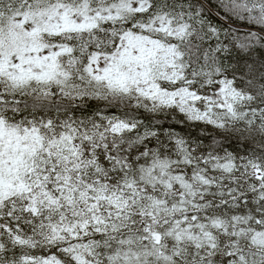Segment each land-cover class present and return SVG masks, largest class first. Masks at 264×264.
Wrapping results in <instances>:
<instances>
[{"label": "snow or ice", "instance_id": "1", "mask_svg": "<svg viewBox=\"0 0 264 264\" xmlns=\"http://www.w3.org/2000/svg\"><path fill=\"white\" fill-rule=\"evenodd\" d=\"M0 264H264V0H0Z\"/></svg>", "mask_w": 264, "mask_h": 264}]
</instances>
